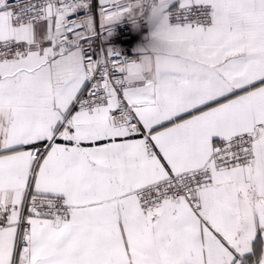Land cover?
<instances>
[{"label":"snow or ice","instance_id":"obj_1","mask_svg":"<svg viewBox=\"0 0 264 264\" xmlns=\"http://www.w3.org/2000/svg\"><path fill=\"white\" fill-rule=\"evenodd\" d=\"M0 264H264V0H0Z\"/></svg>","mask_w":264,"mask_h":264}]
</instances>
